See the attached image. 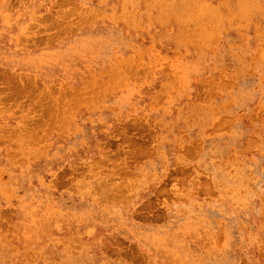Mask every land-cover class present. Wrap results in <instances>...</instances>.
I'll return each mask as SVG.
<instances>
[{
  "label": "rangeland",
  "instance_id": "obj_1",
  "mask_svg": "<svg viewBox=\"0 0 264 264\" xmlns=\"http://www.w3.org/2000/svg\"><path fill=\"white\" fill-rule=\"evenodd\" d=\"M0 264H264V0H0Z\"/></svg>",
  "mask_w": 264,
  "mask_h": 264
},
{
  "label": "bare ground",
  "instance_id": "obj_2",
  "mask_svg": "<svg viewBox=\"0 0 264 264\" xmlns=\"http://www.w3.org/2000/svg\"><path fill=\"white\" fill-rule=\"evenodd\" d=\"M42 94V93H41ZM64 116V115H63Z\"/></svg>",
  "mask_w": 264,
  "mask_h": 264
}]
</instances>
